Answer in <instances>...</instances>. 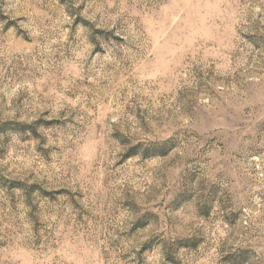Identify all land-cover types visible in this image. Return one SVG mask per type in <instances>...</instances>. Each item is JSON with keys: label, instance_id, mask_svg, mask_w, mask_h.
Instances as JSON below:
<instances>
[{"label": "rangeland", "instance_id": "1", "mask_svg": "<svg viewBox=\"0 0 264 264\" xmlns=\"http://www.w3.org/2000/svg\"><path fill=\"white\" fill-rule=\"evenodd\" d=\"M0 264H264V0H0Z\"/></svg>", "mask_w": 264, "mask_h": 264}]
</instances>
